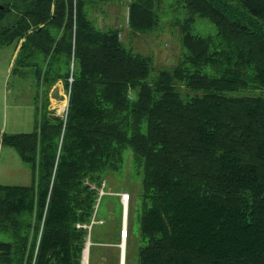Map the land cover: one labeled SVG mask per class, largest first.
Segmentation results:
<instances>
[{"label": "trees", "instance_id": "trees-1", "mask_svg": "<svg viewBox=\"0 0 264 264\" xmlns=\"http://www.w3.org/2000/svg\"><path fill=\"white\" fill-rule=\"evenodd\" d=\"M89 1L0 3V45L20 43L38 87L69 91L65 119L39 105L34 132L0 136L32 173L0 185V264H81L90 185L126 148L141 174L137 264H264V0H176L182 57L157 72L93 25ZM155 1L129 3L131 30L156 27ZM198 18L215 32L193 33Z\"/></svg>", "mask_w": 264, "mask_h": 264}, {"label": "rangeland", "instance_id": "rangeland-1", "mask_svg": "<svg viewBox=\"0 0 264 264\" xmlns=\"http://www.w3.org/2000/svg\"><path fill=\"white\" fill-rule=\"evenodd\" d=\"M131 1L90 0L86 5V11L96 27L116 28L124 47L134 53L150 56L154 72L161 69L172 70L182 57L180 25L187 12L177 4L176 0H156L154 3L157 15L156 27L141 33L127 26V7ZM9 2L12 0H0L2 4ZM7 19H12V16L8 15ZM192 32L210 35L215 29L208 20L198 18L192 26ZM19 46L20 43L15 42L0 45V136L2 133L14 135L34 132L39 120L36 114V107L39 105L43 112L59 118L64 119L66 114L69 91L64 88L61 80L49 88L44 82L38 87L35 68L19 67L18 63H15L16 49ZM36 59L40 63L43 60L42 55H37ZM60 63L64 72L66 67L64 60ZM70 68H73L72 65ZM260 93L263 92L240 90L233 95ZM61 105L63 109L65 105V109L60 111ZM103 179L102 187L105 193L99 201L94 217V222L97 224H93L91 229L87 227L91 247L86 264H120L123 193L129 196L124 224V229L127 227L128 237L124 243L126 249H123L124 257H121V264L123 261L124 264H137L139 247L137 233L142 208L141 174L134 170L133 154L129 148L123 151L120 169L117 172H105ZM31 183L30 166L22 161L13 147L0 143V185L29 186Z\"/></svg>", "mask_w": 264, "mask_h": 264}, {"label": "bare ground", "instance_id": "bare-ground-1", "mask_svg": "<svg viewBox=\"0 0 264 264\" xmlns=\"http://www.w3.org/2000/svg\"><path fill=\"white\" fill-rule=\"evenodd\" d=\"M64 109H65V105H64ZM64 109H63V105H61V106H60V111H61V110H64ZM126 203H128V200H127V201H122V204H123V205H124V204L126 205ZM126 216H127V215H125V217H123V219H122V226H123V229H124V224H125ZM126 226H127V225H126ZM126 228H127V227H126ZM126 228H125V230H126ZM90 247H91V242H90V238H88V239L86 240L85 247H84V249H83V251H82V262H83V264H86L87 261H88L87 255L89 256ZM85 249H87V250H85ZM121 249H126V248L124 247V244L121 245ZM84 250H85V251H84ZM87 252H88V254H87ZM121 252H122V251H121ZM121 257H122V258L124 257V250H123V253L120 254V264H121ZM123 264H124V261H123Z\"/></svg>", "mask_w": 264, "mask_h": 264}, {"label": "built area", "instance_id": "built-area-1", "mask_svg": "<svg viewBox=\"0 0 264 264\" xmlns=\"http://www.w3.org/2000/svg\"><path fill=\"white\" fill-rule=\"evenodd\" d=\"M91 188L92 189H95V187L93 185H91ZM97 191H98V197H101L104 194V192L102 191V189H98ZM127 199H128V196L127 195H122L121 196V202L122 201H127ZM95 210H96V206H95ZM87 227H88L87 225H80V224H77L76 225V228L87 229ZM124 239H125V236H122V240H124Z\"/></svg>", "mask_w": 264, "mask_h": 264}, {"label": "water", "instance_id": "water-1", "mask_svg": "<svg viewBox=\"0 0 264 264\" xmlns=\"http://www.w3.org/2000/svg\"><path fill=\"white\" fill-rule=\"evenodd\" d=\"M3 6L0 5V10H2ZM53 96H55V94H53ZM126 213H125V209H124V212H123V217H125ZM121 254L123 253V249H121Z\"/></svg>", "mask_w": 264, "mask_h": 264}, {"label": "crops", "instance_id": "crops-1", "mask_svg": "<svg viewBox=\"0 0 264 264\" xmlns=\"http://www.w3.org/2000/svg\"><path fill=\"white\" fill-rule=\"evenodd\" d=\"M18 48V47H17ZM16 52H17V49H16Z\"/></svg>", "mask_w": 264, "mask_h": 264}]
</instances>
